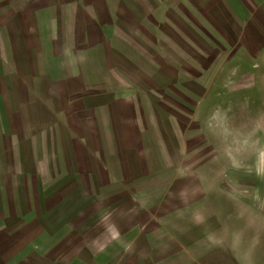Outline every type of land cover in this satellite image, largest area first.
<instances>
[{
    "label": "rangeland",
    "instance_id": "1",
    "mask_svg": "<svg viewBox=\"0 0 264 264\" xmlns=\"http://www.w3.org/2000/svg\"><path fill=\"white\" fill-rule=\"evenodd\" d=\"M30 1L0 0V264H264V0H130L100 89L8 92Z\"/></svg>",
    "mask_w": 264,
    "mask_h": 264
},
{
    "label": "crops",
    "instance_id": "2",
    "mask_svg": "<svg viewBox=\"0 0 264 264\" xmlns=\"http://www.w3.org/2000/svg\"><path fill=\"white\" fill-rule=\"evenodd\" d=\"M27 7H23L25 20L23 14L14 12V18L2 26L8 35L1 48L10 55V60L3 57L2 70L10 61L13 66L9 72L1 70L2 89L8 92L21 90L16 87L20 83L25 90L37 91L100 89L107 83L115 58L114 35L122 12L127 20L135 23L138 19L130 0H31ZM16 27L20 33L12 38ZM196 256L190 245H184L136 261L195 264L197 259L192 257Z\"/></svg>",
    "mask_w": 264,
    "mask_h": 264
}]
</instances>
